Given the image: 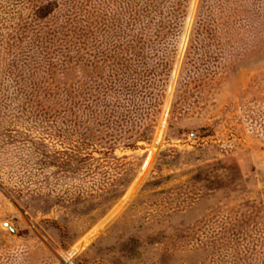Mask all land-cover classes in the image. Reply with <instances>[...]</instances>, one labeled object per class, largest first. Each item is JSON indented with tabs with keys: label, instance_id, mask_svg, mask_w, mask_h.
I'll use <instances>...</instances> for the list:
<instances>
[{
	"label": "rangeland",
	"instance_id": "obj_1",
	"mask_svg": "<svg viewBox=\"0 0 264 264\" xmlns=\"http://www.w3.org/2000/svg\"><path fill=\"white\" fill-rule=\"evenodd\" d=\"M0 264H264V0H0Z\"/></svg>",
	"mask_w": 264,
	"mask_h": 264
},
{
	"label": "trees",
	"instance_id": "obj_2",
	"mask_svg": "<svg viewBox=\"0 0 264 264\" xmlns=\"http://www.w3.org/2000/svg\"><path fill=\"white\" fill-rule=\"evenodd\" d=\"M50 8H52L51 7V5H50V7L49 6H40V7H38L37 9H36V12H35V16L37 17V18H39V19H43L44 17H46L48 14H50L51 12V10H50Z\"/></svg>",
	"mask_w": 264,
	"mask_h": 264
}]
</instances>
